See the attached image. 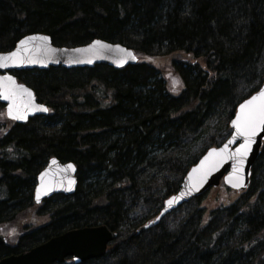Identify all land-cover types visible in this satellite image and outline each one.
Returning <instances> with one entry per match:
<instances>
[{"label": "trees", "instance_id": "16d2710c", "mask_svg": "<svg viewBox=\"0 0 264 264\" xmlns=\"http://www.w3.org/2000/svg\"><path fill=\"white\" fill-rule=\"evenodd\" d=\"M36 32L120 43L138 61L14 72L49 112L17 123L0 102V259L106 225L117 239L79 264H264V143L235 200L206 192L146 227L260 87L264 0H0V52ZM52 157L75 164L77 188L36 204Z\"/></svg>", "mask_w": 264, "mask_h": 264}, {"label": "water", "instance_id": "95a60500", "mask_svg": "<svg viewBox=\"0 0 264 264\" xmlns=\"http://www.w3.org/2000/svg\"><path fill=\"white\" fill-rule=\"evenodd\" d=\"M44 37L47 39H43ZM21 41L24 43L22 44ZM13 52L16 53L15 57L0 60V102L5 105L7 117L17 123H25L36 115H46L49 108L37 100L32 88L18 81L13 74L14 71L44 70L59 65L68 69L93 67L96 64H108L119 68L135 64L138 60V56L132 48L120 43L98 38L79 46H57L53 44L49 35L39 32L26 34L14 48L0 52V57ZM8 77L12 79L9 80ZM261 88H264V78L260 88L237 106L230 122L232 131L228 138L219 146L207 149L192 165L183 178L180 189L163 202L159 214L146 227L157 225L165 216L185 203L191 202L209 189L219 186L222 180L234 190H247L251 181L252 167L262 150L264 124L257 125L254 135L245 137L235 134L237 128L232 121L241 113L240 105L257 95ZM9 106L12 107L11 116L8 114ZM21 115L24 116V119L19 118ZM246 143L247 148L242 149L241 145ZM225 145L227 148L224 147ZM212 149H216L217 152L210 154ZM221 149L224 150L221 152ZM77 185L75 164L62 162L58 158L52 157L38 174L34 191L35 202L40 204L55 194L71 195L75 192ZM116 239L117 233L106 225L72 229L54 236L26 252L6 256L0 259V264H54L64 262L68 257L73 258L75 264H79L103 257L108 246ZM5 242L6 237L0 235V245Z\"/></svg>", "mask_w": 264, "mask_h": 264}, {"label": "snow or ice", "instance_id": "6c2138e0", "mask_svg": "<svg viewBox=\"0 0 264 264\" xmlns=\"http://www.w3.org/2000/svg\"><path fill=\"white\" fill-rule=\"evenodd\" d=\"M43 39H47V37H44ZM21 43L23 44L24 41H21ZM15 55V52L8 53L7 56L0 57V60L13 58L15 57ZM8 79L11 80L12 78L8 77ZM240 107L242 110L241 113L238 114L237 118L232 121L233 125H235L237 128V132L235 134L243 135L245 137H251L255 134L257 125L264 124V88H261L260 92L257 95L252 96L250 100L245 101L244 104L240 105ZM8 114L10 116L12 115L11 106H9ZM19 118L24 119V116L21 115ZM224 147L227 148V145H225ZM241 148L246 149L247 143L241 145ZM223 150L224 149H221L220 151L222 152ZM215 152H217L216 149L210 150V154ZM205 159H208V157H205ZM69 167H71V165H69Z\"/></svg>", "mask_w": 264, "mask_h": 264}, {"label": "rangeland", "instance_id": "374dc122", "mask_svg": "<svg viewBox=\"0 0 264 264\" xmlns=\"http://www.w3.org/2000/svg\"><path fill=\"white\" fill-rule=\"evenodd\" d=\"M175 81V79H174ZM220 187H224L226 190H228L229 188L225 187V185L222 183L220 186L218 187H214L212 189H210L208 191L207 194V199H206V203H216L218 198H221L223 200V202H228V201H232L235 200L238 196V192L229 189L227 195H224V192L220 189ZM217 195H220V197H217ZM10 229L8 228L7 230H4V235H6L8 237V240L12 239V236L10 235ZM2 233V232H0Z\"/></svg>", "mask_w": 264, "mask_h": 264}]
</instances>
